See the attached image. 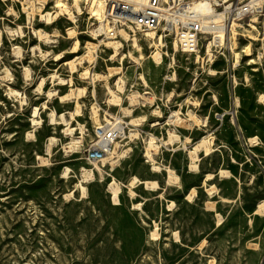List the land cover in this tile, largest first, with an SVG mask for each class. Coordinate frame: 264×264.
<instances>
[{"label": "rangeland", "instance_id": "rangeland-1", "mask_svg": "<svg viewBox=\"0 0 264 264\" xmlns=\"http://www.w3.org/2000/svg\"><path fill=\"white\" fill-rule=\"evenodd\" d=\"M55 1L0 0V264H264V0L203 62Z\"/></svg>", "mask_w": 264, "mask_h": 264}, {"label": "built area", "instance_id": "built-area-1", "mask_svg": "<svg viewBox=\"0 0 264 264\" xmlns=\"http://www.w3.org/2000/svg\"><path fill=\"white\" fill-rule=\"evenodd\" d=\"M100 6L98 35L108 39L147 34L154 30L163 38L172 36L177 49L203 62L215 58L216 52L229 41L231 25L245 15L262 9L260 0L245 4L233 0H81ZM225 2V4H224ZM209 4L207 12L200 4ZM203 48V50H202ZM124 132L119 123H104L94 127L93 140L84 150L92 164L102 162L111 153L115 141Z\"/></svg>", "mask_w": 264, "mask_h": 264}, {"label": "bare ground", "instance_id": "bare-ground-1", "mask_svg": "<svg viewBox=\"0 0 264 264\" xmlns=\"http://www.w3.org/2000/svg\"><path fill=\"white\" fill-rule=\"evenodd\" d=\"M75 3H77V2H75ZM54 4H55V6L57 7V8H59V10H65V11H67L68 10V5H67V3L65 2V0H56L55 2H54ZM200 7H202V8H204L207 12H209V11H211V6L209 5V4H207V3H205V4H200ZM88 8L90 9V11L89 12H91V15L92 16H95L96 18H100V6H99V4H95V3H92L91 4V6L89 7L88 6ZM54 16H56V15H54ZM233 25H235V23L233 22L232 23V25H231V29H233ZM39 35H41V33H39ZM148 37H150L151 39H153V43H155L154 41H155V38L159 41V43H161L162 42V39H163V36L162 35H159L156 31H154V30H150V31H148L147 32V34H146ZM52 36H57L56 34H52ZM40 37V36H39ZM125 37H126V35H125ZM135 39V38H134ZM137 41V40H136ZM107 43H111L112 45L114 44V48L115 47H117L118 46V41L117 40H113V41H108ZM119 43H120V41H119ZM133 43H136V45L138 44L137 42H133ZM110 44V45H111ZM156 44V43H155ZM173 45H174V47H175V50L177 49V42L176 41H174V39H173ZM140 46V45H139ZM139 52V51H138ZM143 52V51H142ZM140 53V52H139ZM238 55V53L237 52H235V56H237ZM153 56L154 57H156V59H157V56H158V53H156V52H154V54H153ZM59 57H61V55H57V58H59ZM139 58V57H138ZM237 58V57H236ZM13 90V89H12ZM110 91V90H109ZM17 94V93H16ZM15 94V95H16ZM114 95V94H113ZM116 95H114V97H115ZM146 98V97H145ZM147 98H149V97H147ZM77 107V106H76ZM35 111V110H34ZM37 111V110H36ZM36 111H35V113H36ZM129 111V110H128ZM177 114V112H172V114H171V117L172 116H174V115H176ZM34 116V115H33ZM34 118V117H33ZM140 119V118H139ZM179 119H180V117H179ZM120 120H121V118H120ZM135 120V119H134ZM178 120V119H177ZM35 121V120H34ZM34 121H33V123H34ZM133 120H131V122H132ZM183 121V120H182ZM39 122V121H38ZM37 122V123H38ZM118 122H120L118 119H116V122H114V123H116V124H119ZM178 122V121H177ZM175 123V122H174ZM180 123H182V122H180ZM133 124V123H132ZM67 129H71V128H67ZM135 131V130H134ZM134 134L135 133H129V138H132L133 136H134ZM152 136V135H151ZM169 136H171V135H169ZM81 138V137H80ZM170 139H171V137H169ZM50 139V138H49ZM78 140L79 139H77V140H75L74 142H78ZM150 140H152L151 138H150ZM172 140V139H171ZM153 141H154V139H153ZM204 141V140H203ZM80 142H81V140H80ZM79 142V143H80ZM199 142H201V141H199ZM205 142V141H204ZM148 143V142H147ZM151 143V142H150ZM154 143V142H153ZM203 143V142H202ZM78 144V143H77ZM117 144L118 143H116L115 142V144H114V149L116 148V146H117ZM156 144V143H155ZM206 144H208V143H206ZM120 145V144H119ZM118 145V146H119ZM74 146H75V144H74ZM78 146V145H77ZM152 147L153 145H151V144H149V147ZM157 146V145H156ZM49 147V146H48ZM63 147H65V146H63ZM66 148H69L70 149V147H66ZM65 148V149H66ZM198 148V147H197ZM200 148V147H199ZM72 149V148H71ZM150 149V148H149ZM153 149V148H152ZM155 149V148H154ZM68 150V149H67ZM126 150V149H125ZM124 150V151H125ZM205 151H206V153H209V148H207V145H206V147H205V149H204ZM155 151V150H154ZM189 152V151H188ZM123 153V152H122ZM191 153V152H190ZM123 155V154H122ZM194 156V155H193ZM148 157H150L151 158V156H149L148 155ZM191 159V158H190ZM150 160H152V159H150ZM194 160H196V158L194 159ZM193 161V160H192ZM114 163V162H113ZM190 166H192V165H190ZM193 167V166H192ZM98 168V167H97ZM153 169H157V170H159V167L158 166H153ZM84 171V170H83ZM100 171V170H99ZM171 171V170H170ZM169 172V171H168ZM100 173H101V171H100ZM101 175V174H100ZM91 176H93V172L91 171V170H85L84 172H83V177H85L86 179H87V177H90L91 178ZM207 177L208 178H210L211 177V174H207ZM85 179V180H86ZM90 180V179H89ZM114 182V181H113ZM112 182V183H113ZM144 183V182H143ZM151 183V185H156V182L155 181H151L150 182ZM114 184V183H113ZM80 185V184H79ZM110 185V184H109ZM150 185V184H149ZM153 186H151V187H153ZM112 187V186H111ZM110 187V188H111ZM156 187V186H155ZM82 188V187H81ZM118 185L117 184H114L113 185V192H118ZM83 189V188H82ZM81 189V190H82ZM84 191V190H83ZM189 195V194H188ZM191 197V196H190ZM207 206H208V208L209 209H211L212 207H213V204L210 202H208V204H207ZM262 207V206H261ZM262 209V208H261ZM263 212V211H262Z\"/></svg>", "mask_w": 264, "mask_h": 264}]
</instances>
